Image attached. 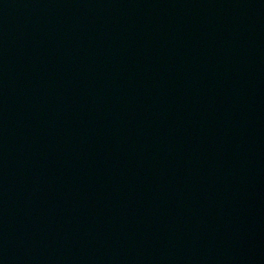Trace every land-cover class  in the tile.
Wrapping results in <instances>:
<instances>
[{"label":"water","instance_id":"95a60500","mask_svg":"<svg viewBox=\"0 0 264 264\" xmlns=\"http://www.w3.org/2000/svg\"><path fill=\"white\" fill-rule=\"evenodd\" d=\"M0 264H264V0H0Z\"/></svg>","mask_w":264,"mask_h":264}]
</instances>
